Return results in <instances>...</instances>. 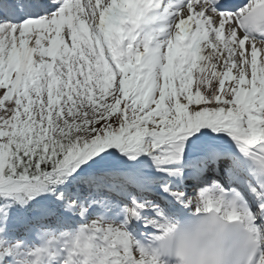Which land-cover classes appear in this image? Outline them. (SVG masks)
Wrapping results in <instances>:
<instances>
[{
  "label": "snow or ice",
  "instance_id": "1",
  "mask_svg": "<svg viewBox=\"0 0 264 264\" xmlns=\"http://www.w3.org/2000/svg\"><path fill=\"white\" fill-rule=\"evenodd\" d=\"M0 264H264V0H0Z\"/></svg>",
  "mask_w": 264,
  "mask_h": 264
}]
</instances>
